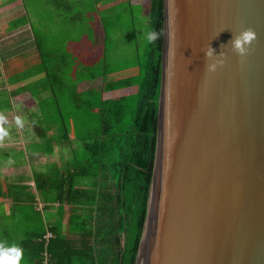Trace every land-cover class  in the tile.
<instances>
[{
	"label": "water",
	"instance_id": "obj_1",
	"mask_svg": "<svg viewBox=\"0 0 264 264\" xmlns=\"http://www.w3.org/2000/svg\"><path fill=\"white\" fill-rule=\"evenodd\" d=\"M163 5L156 151L134 264H264V0ZM246 28L256 37L241 56L230 40Z\"/></svg>",
	"mask_w": 264,
	"mask_h": 264
},
{
	"label": "crops",
	"instance_id": "obj_2",
	"mask_svg": "<svg viewBox=\"0 0 264 264\" xmlns=\"http://www.w3.org/2000/svg\"><path fill=\"white\" fill-rule=\"evenodd\" d=\"M93 1L100 19L98 6L106 2ZM89 4L0 0V126L7 133L0 134V242L23 249L20 264H46V255L36 253L41 239L26 230L45 228L50 236L48 227L69 210L48 199V182L81 160L83 135L74 129V111L89 114L95 93Z\"/></svg>",
	"mask_w": 264,
	"mask_h": 264
},
{
	"label": "trees",
	"instance_id": "obj_3",
	"mask_svg": "<svg viewBox=\"0 0 264 264\" xmlns=\"http://www.w3.org/2000/svg\"><path fill=\"white\" fill-rule=\"evenodd\" d=\"M95 1L98 5L101 0ZM99 15L103 22L100 12ZM147 20L150 29L159 36L151 43L146 40L142 52L137 49V57L143 58L139 72L119 80L108 77L105 37H100L91 26V77L101 84V92L116 89L123 92L119 100L102 99L99 128L80 137L83 151L80 162L48 182V199L57 200L61 210L65 206L69 209L61 211L58 222L48 227L51 237L46 235L45 228L26 230L28 237L41 239L42 250L36 253L46 255V264L135 263L148 213L156 151L163 0H149ZM96 62L103 69L99 75L93 73ZM129 96L133 97V104L127 117L129 123L124 125ZM80 176L91 177V184L78 185L75 177Z\"/></svg>",
	"mask_w": 264,
	"mask_h": 264
},
{
	"label": "rangeland",
	"instance_id": "obj_4",
	"mask_svg": "<svg viewBox=\"0 0 264 264\" xmlns=\"http://www.w3.org/2000/svg\"><path fill=\"white\" fill-rule=\"evenodd\" d=\"M106 2L100 4L99 10L102 16L103 22H100L98 11L95 7L94 1L90 0L88 9L91 8L94 11L91 15L92 25L95 28L97 34L100 37H105V54L104 60L106 64V70L109 78L119 80L120 77L137 74L139 72V65L143 63L142 57H137V49H144L146 44V33L150 30V24L147 20L149 0H101ZM96 11V12H95ZM88 31L87 25L83 27ZM91 32V29H89ZM99 51L102 52V47ZM103 61V60H102ZM101 64L97 62L93 65L95 68L93 73L99 75L102 72V68H99ZM101 84L97 80H91L90 87L92 94L94 90L97 91L91 96L90 113L84 114V111L80 108L74 112L76 116H73L74 129L78 134L84 135L86 131H92L99 128L100 117L98 110L101 108V101L103 92H101ZM126 91H132L131 88H126ZM98 92H101L100 95ZM120 89L110 91L106 93V98L103 101L111 102V99L121 97ZM133 97L129 96L126 100V118L124 125H128L129 110L132 108ZM94 105L99 108H94ZM51 102H47L45 107L51 112ZM133 106V105H132ZM69 109V108H68ZM70 110V109H69ZM76 133V135H77ZM82 150L79 151L81 153ZM83 155V151L81 156ZM78 182H82L83 185L91 184L92 178L84 176L78 177Z\"/></svg>",
	"mask_w": 264,
	"mask_h": 264
},
{
	"label": "clouds",
	"instance_id": "obj_5",
	"mask_svg": "<svg viewBox=\"0 0 264 264\" xmlns=\"http://www.w3.org/2000/svg\"><path fill=\"white\" fill-rule=\"evenodd\" d=\"M159 33L155 30H148L146 33V40L151 43L157 40ZM256 33L251 28H246L234 34L230 40V46L233 51L243 56L248 51V45L255 39ZM207 56L212 55V49L209 47L205 53ZM223 54L216 57L212 62L207 64L209 71H214L218 64L223 63ZM17 124H21L19 117L16 118ZM0 134L6 135L3 127L0 126ZM23 258V249L18 245H7L0 242V264H20Z\"/></svg>",
	"mask_w": 264,
	"mask_h": 264
},
{
	"label": "bare ground",
	"instance_id": "obj_6",
	"mask_svg": "<svg viewBox=\"0 0 264 264\" xmlns=\"http://www.w3.org/2000/svg\"><path fill=\"white\" fill-rule=\"evenodd\" d=\"M58 58H59V57H58ZM52 84H53V83H52ZM58 84H59V83H58ZM58 84H57V85H58ZM57 90H58V89H57ZM7 102H8V101H7ZM69 111H70V110H69Z\"/></svg>",
	"mask_w": 264,
	"mask_h": 264
}]
</instances>
